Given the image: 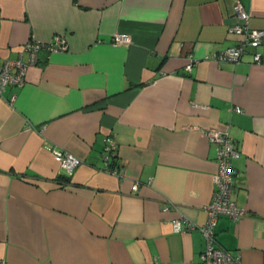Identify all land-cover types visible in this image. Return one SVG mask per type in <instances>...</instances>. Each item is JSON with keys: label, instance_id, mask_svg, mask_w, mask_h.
Returning a JSON list of instances; mask_svg holds the SVG:
<instances>
[{"label": "crops", "instance_id": "1", "mask_svg": "<svg viewBox=\"0 0 264 264\" xmlns=\"http://www.w3.org/2000/svg\"><path fill=\"white\" fill-rule=\"evenodd\" d=\"M236 1L0 0V62H29V41L67 45L40 51L0 93V262L198 264L203 235L170 222H205L217 168L207 131L220 128L246 214L219 216L215 237L241 264H264V39L260 63L251 49L213 60L238 39ZM239 1L264 30V0ZM108 136L119 177L103 169ZM54 147L79 158L71 173Z\"/></svg>", "mask_w": 264, "mask_h": 264}, {"label": "built area", "instance_id": "2", "mask_svg": "<svg viewBox=\"0 0 264 264\" xmlns=\"http://www.w3.org/2000/svg\"><path fill=\"white\" fill-rule=\"evenodd\" d=\"M234 14L238 22L234 24L231 31L238 36L236 42L213 54L214 61L233 60L239 61L241 56L249 49L252 50L253 61L261 62V53L257 47L264 39V30L251 28L249 26V14L243 4L237 0L234 4ZM111 40L116 43H130L131 36L125 32H115ZM66 41L60 36H55L50 42L29 41L24 48L29 51V62H24L20 57L5 58L0 62V93L8 86H21L25 81V73L30 63H35L38 53L42 50L47 52L66 49ZM186 71L191 70V64L185 65ZM210 142L216 145V172L214 183L216 188L209 202L204 207L206 220L197 225L194 222L176 217L171 220V228L174 232L197 229L205 239L204 249L200 253L198 264H241L240 254L230 252L218 243L215 237L214 227L217 218L221 215L227 216L235 221L240 220L246 214L244 208L239 207L231 197L234 171L232 159L238 155L234 142L227 129L212 128L207 131ZM117 143L113 137H106L104 141V152L102 155L103 169L115 176H121V166L118 163ZM53 158L65 173H71L80 163L79 158L70 152L59 148H52ZM138 184H134L136 190ZM0 264H5L0 262Z\"/></svg>", "mask_w": 264, "mask_h": 264}]
</instances>
